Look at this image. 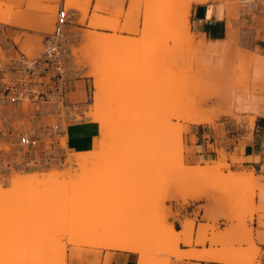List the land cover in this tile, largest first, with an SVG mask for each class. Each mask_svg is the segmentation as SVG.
<instances>
[{
  "label": "rangeland",
  "instance_id": "rangeland-1",
  "mask_svg": "<svg viewBox=\"0 0 264 264\" xmlns=\"http://www.w3.org/2000/svg\"><path fill=\"white\" fill-rule=\"evenodd\" d=\"M61 1L0 0L5 5L0 8V148L9 143L13 147L5 149L7 154L40 157L41 162L42 158L58 156L55 165L44 160L43 166L31 163L29 170L14 172L10 187L0 183V214L9 209L10 223L19 221V213L33 209L28 193L43 186L38 197L40 209L36 211L48 216L43 222L44 232L38 235L30 230L27 235L35 239L23 243L21 249L15 244L19 240L10 242L2 237L5 224H0V264H69L70 258L89 247L86 243L115 231L144 244L146 252L164 244V251L156 252L157 256L171 258L181 243L177 245L172 239L174 225L169 218L179 219L181 215L179 209L173 211V204L183 207L188 203L184 198L192 195H199L196 200L204 202L200 208L205 210V222H200L197 230L208 224L203 241L196 245L235 247L248 264L260 262L264 251L253 223L259 213L264 224V183L254 170L232 169L244 160L237 155L239 147L235 153L230 152L232 146L216 148L211 157L195 164L201 168L197 175L184 174L181 165L192 161L194 147L188 143L191 126L212 128L223 137L246 133L248 139L257 117L264 114V52L259 46L264 43V0H218L233 6L229 21L232 35L228 31L219 42L220 48H214L209 39L193 29V3L189 9L192 33L188 32L183 14L190 0H97L91 15L92 0H64L69 20L58 50L52 54L46 50L45 38L54 31ZM71 10L81 12V18L75 19ZM244 15L248 20L242 24L239 20ZM93 31L106 33L104 40H93ZM115 33L134 37L135 44H121L106 52L107 38ZM86 35L92 40L89 44ZM95 49L100 52L87 55ZM123 56L127 58L118 62ZM86 61L92 67L94 90L95 83L100 82L103 103L106 99L107 103L97 109L93 105L94 90L93 96L81 102L88 105V116L100 125V132L94 150L75 153L65 149L57 116L63 118L68 106L63 96L66 66L75 62L81 72ZM244 96H249L245 102ZM235 99L243 104L232 109L229 103ZM201 106L208 115L213 114L214 120L189 122V116ZM121 127L133 136L140 127L147 128L146 141L133 143L125 136L118 138ZM23 137L29 142L23 143ZM154 142L160 146L151 147ZM127 152H145V156L127 163ZM21 160L16 164L20 166ZM100 167L109 169L102 184L117 190L111 192L109 200L99 199L93 190L86 206L77 210L63 213L59 205L42 207V199H60L83 180L78 175L84 168L95 172ZM45 171L49 175L42 176ZM116 177L119 179L113 181ZM18 178L24 179L14 182ZM153 200L154 208L146 212ZM153 212L166 217L165 226L145 233L144 224L137 221ZM72 215L77 219L74 224H59L61 218ZM188 220L193 221L195 231L196 219L181 221L183 228ZM73 236L80 238V243L77 239L75 244ZM212 239L220 240L211 244ZM160 264H164L162 260Z\"/></svg>",
  "mask_w": 264,
  "mask_h": 264
},
{
  "label": "crops",
  "instance_id": "crops-1",
  "mask_svg": "<svg viewBox=\"0 0 264 264\" xmlns=\"http://www.w3.org/2000/svg\"><path fill=\"white\" fill-rule=\"evenodd\" d=\"M97 0H92L90 15L93 12V7ZM64 0L61 1V4ZM26 4H23L25 8ZM71 12L76 16L75 19L79 20L82 13L77 10H71ZM232 17L228 15V6L226 3L218 0H208L201 2H193L191 9V24L195 32L209 39L211 43L214 44V48H220L219 42L225 39L228 35H232L230 30L232 27L229 25ZM247 16L244 15L239 22L246 21ZM238 22V20H234ZM74 26V25H73ZM76 28H81L80 26H74ZM5 29V26H4ZM27 30V29H25ZM262 33L261 35H263ZM86 35V43L89 44L92 40H89ZM264 40V35L261 37ZM264 52V43L259 45ZM91 66L86 61L83 71L79 72V65L72 62L70 65L66 66V76L68 79L65 82L63 96L67 100V110L63 112V118L57 116L58 126L62 128V137L65 138V149L72 152H82L94 150L98 144L100 125L97 124L92 116H88L89 110L87 104H82L81 102L87 99L88 96H93L94 90V76L90 74ZM0 130L2 128L0 127ZM246 133H239L237 135H229L228 137H223L218 132L212 128H200L199 126H191V133L188 135V143L193 146V152L191 153V159L189 164L195 165L202 158L206 159L214 154L216 148H221L222 146H232L231 153L236 152L238 148L237 155L242 157L244 160L241 164H234L232 166L233 170H254L258 175L262 176V182L264 183V114L257 117L255 127L252 132V136L246 139ZM243 142V146L241 147ZM7 154V151L0 148V183L4 188L10 187L11 180L13 182V174L25 172L31 163H40L42 166L45 165L43 162L51 163L55 165L57 163L58 156H53L52 158L43 159L38 157L36 159L21 157L18 155ZM39 154V151H38ZM7 156L11 158L7 160ZM22 159L21 165H17L16 161ZM16 172V173H14ZM17 174L15 176H18ZM14 176V177H15ZM197 198L189 199L188 203L183 207H178L173 204V211L180 210V218H175L171 216L169 221L173 223L177 230L184 229L182 222L186 218L196 219L195 231L193 234L194 243L189 246L180 243L182 249L190 248H203L202 245H196L198 237V224L200 222H205L203 216L205 210L200 208L204 202L196 200ZM259 201V197L257 199ZM264 203V199H263ZM167 204H170L169 202ZM264 215V210L261 211ZM189 221V220H188ZM264 221V217L262 218ZM193 222V221H192ZM186 224V223H185ZM253 226L255 232L259 238L260 246L264 251V224L260 223L259 213L255 214ZM224 228V227H223ZM71 247V246H70ZM209 247V245H207ZM71 249V248H70ZM69 249L68 254L71 253ZM138 253L130 250L122 249H109V248H99V247H84V250L80 256H75L69 259V264H138ZM262 261V262H261ZM261 263L264 264V253L261 256ZM169 264H234L231 262H223L218 260H209L193 257H176L172 256Z\"/></svg>",
  "mask_w": 264,
  "mask_h": 264
},
{
  "label": "bare ground",
  "instance_id": "bare-ground-1",
  "mask_svg": "<svg viewBox=\"0 0 264 264\" xmlns=\"http://www.w3.org/2000/svg\"><path fill=\"white\" fill-rule=\"evenodd\" d=\"M203 2L206 0H190L189 3H187L184 6V10L186 13H184L183 15V21L187 27L188 32H191L190 29V24H189V16H190V12L189 9L192 5L193 2ZM248 2V0H244L243 1ZM65 3V1H64ZM5 7L3 2H0V8ZM187 7V9H186ZM8 10H14V8L12 6H7ZM183 10V12H184ZM228 15L229 17L233 16V6L231 5V3H229L228 5ZM7 23H12V21L10 19H5ZM231 31V30H230ZM106 33L100 32V31H93L92 36L90 35V37L97 41V42H101L104 40ZM232 34V32H231ZM87 37V38H90ZM107 39H110L107 41V51H112L114 48L118 47L121 44H125L126 46H130V45H134L136 41L134 39V37H130V36H125L122 34H116L112 35L110 38L108 37ZM91 40V39H90ZM105 42V41H104ZM134 47V46H133ZM74 51H77V49H74ZM100 52L98 49H95L93 52L88 53L87 55H91L94 53H98ZM121 56V54H120ZM258 56H255V58ZM262 59L264 58V56H261ZM118 62L120 61H124L127 56H123V57H118ZM260 58V57H259ZM258 59V58H257ZM103 85H101L100 82H96L95 83V90H94V96H93V105L98 107L97 109H99L100 107H102V103H103V97L102 93H104V87L102 90ZM103 91V92H102ZM109 98L110 100L108 101L109 103L113 102V97ZM244 102L247 101L249 99V96H244ZM105 99V98H104ZM107 101V99H106ZM105 101V102H106ZM104 102V103H105ZM236 103H240L239 105L235 104ZM234 101H231L229 103L230 107L232 109H235L236 107H240L243 104V101H239L235 99ZM103 103V105H104ZM107 103V102H106ZM109 103L106 106H109ZM110 103V104H111ZM204 101H202L201 104H203ZM101 105V106H100ZM100 106V107H99ZM114 106V105H113ZM110 107V106H109ZM96 109V108H95ZM211 115V114H210ZM207 114V112L203 109V107L201 106L200 108H198V110L195 111L194 114H192L191 116H189V118L187 119L189 122L192 123H203V122H211L214 120L213 118V114L212 116H210ZM215 117V116H214ZM139 129V128H138ZM140 131L136 132V135L133 136L130 132L129 129L123 128L121 127V129L119 130V132H117V137L120 138L121 136H125L128 142H139V143H144L147 139V128H141L139 129ZM160 146V145H159ZM158 143H152L151 147H159ZM10 147H13L11 144L9 143H5L4 147H2L3 149H8ZM143 153H139V152H127L125 155V161L127 163H132L133 161H137L141 158H143L145 156ZM200 166L197 165H186L183 164L181 165V170L183 171L184 174L186 175H197L200 173ZM109 172L108 168L105 167H100L98 168L95 172H92V170L88 169V168H84L80 174L78 175V178H84L81 181L76 182L73 185V189L60 199H53L51 197H47L41 200V205L42 207H49V206H53V205H59L58 210L60 208V212L61 210L63 211V213L69 209L70 211L72 210H77L79 209V207H85L86 204L88 203L87 198L93 194V190H95V194H97V197L101 200H109V198L111 197V192L117 191L116 189L112 188L111 186H109L108 184H102V181L105 179V175ZM234 173V172H233ZM49 175L48 172H44L42 176H47ZM253 175V174H252ZM242 176V175H241ZM24 178H18L15 179L14 182L16 181H20ZM119 178H112L113 181L118 180ZM129 179V178H127ZM73 180V179H72ZM72 180H70L69 182H73ZM67 182V185L68 183ZM46 186L40 187L38 189H33L28 193V202L30 203V208L33 209H29L28 211L25 210L21 213H19L17 215V219L20 221L14 222V223H10L9 222V216L11 211L9 209L4 210L1 212L0 214V224H5L4 229L2 230V237L6 238L7 241L10 242H17L16 240H19L16 244V248L21 249L23 248L22 246L24 245L23 243L30 241V240H34L35 237H32L31 235H27V233L30 230H34L37 232V234H42L44 232L45 225H44V221L45 219L48 218L47 215H43L41 212H38V209H40V203L38 201V197H40L42 190H44ZM107 193H109V197L106 195ZM83 194V197H80V195ZM199 197V195H192L189 197H185V202H188L189 199L191 198H197ZM3 198L0 196V200H2ZM37 206V207H36ZM155 204H154V200L150 203V205H148L146 207V212H149L150 209L154 208ZM37 210V211H36ZM143 214V213H142ZM75 220V221H74ZM67 221V225L70 226L72 224H74L77 219L75 218L74 215H72L71 217L67 218V219H60V225L65 226V222ZM165 221H166V217H164L163 215H159L157 213H146L144 216H141L138 221L137 224H144V228L146 229L145 233L148 232H152L155 229L161 228L163 226H165ZM208 225V224H207ZM205 225L204 227H202V229L198 230V237H197V241L201 242V238H203L202 236H205L207 231H208V226ZM194 223L192 221H187L185 224V228L182 230H177L174 226L171 228V233H172V239L177 243V245L179 244V242H183L186 245H192L194 243V238H193V232H194ZM161 231H163V229H160ZM35 232V233H36ZM84 234V233H83ZM82 234V235H83ZM86 234V233H85ZM78 235V234H77ZM81 235V236H82ZM76 236V235H75ZM74 237V236H73ZM80 237V235H79ZM83 237H85L83 235ZM88 238V235L86 236ZM95 237V236H94ZM225 237V236H224ZM72 238V237H71ZM74 241L76 244V240L80 239L74 237ZM73 239V238H72ZM71 239V240H72ZM82 240V238H81ZM84 240V239H83ZM220 239H212L211 244H216ZM73 241V242H74ZM88 240H85V242ZM203 241V240H202ZM72 242V243H73ZM82 243H85L83 241H81ZM70 243V242H69ZM80 243V240H79ZM23 244V245H22ZM26 244V243H25ZM88 244V246L90 247H99V248H109V249H122V250H130V251H135L138 253V264H160L161 260L162 263L167 264L171 261V258L169 256L160 259V257L158 258V253L164 251L162 249V247L164 246V244L159 245V247L157 248H151L149 250V252H146V247L144 244H140L137 241H133L132 239L129 240L127 239L124 235H121L118 232H113V234L111 236H106V235H100L98 237H96L93 241L91 240ZM83 245V244H81ZM239 247V246H238ZM47 247H43L42 249H45ZM27 252H25L26 254L28 253V250H26ZM37 251V250H36ZM240 251V250H239ZM29 252H31L29 250ZM175 252V256L177 257H193V258H201V259H215L218 261H223V262H231L234 264H248V262H246V260L243 257H240L238 255L237 252V248H228V249H216L213 246H209V247H203V248H190V249H182L181 247H176L174 249ZM157 256V257H156ZM248 261V260H247ZM253 263V262H252ZM1 264H8V263H1ZM251 264V263H249ZM254 264H262L261 262H254Z\"/></svg>",
  "mask_w": 264,
  "mask_h": 264
},
{
  "label": "built area",
  "instance_id": "built-area-1",
  "mask_svg": "<svg viewBox=\"0 0 264 264\" xmlns=\"http://www.w3.org/2000/svg\"><path fill=\"white\" fill-rule=\"evenodd\" d=\"M69 20V11L67 10L65 3H62L58 7L57 20L55 22L54 31L48 34L45 38L46 50L52 54L56 53L58 50V41L63 35L64 28ZM23 143H28L29 140L23 137L21 140Z\"/></svg>",
  "mask_w": 264,
  "mask_h": 264
}]
</instances>
